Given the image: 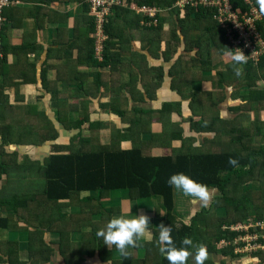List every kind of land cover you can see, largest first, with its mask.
I'll return each mask as SVG.
<instances>
[{
  "label": "crops",
  "instance_id": "0c3cea01",
  "mask_svg": "<svg viewBox=\"0 0 264 264\" xmlns=\"http://www.w3.org/2000/svg\"><path fill=\"white\" fill-rule=\"evenodd\" d=\"M11 1V4L4 9L6 22L3 27L4 46L3 50L1 49L2 57L0 58V165L4 160H7V170L4 169L6 168L5 164L0 168V217L8 218L7 227L1 224L3 222H0V264H11L10 259L30 264L29 241L34 230H38L35 228L46 229L52 220L54 228L65 231L64 219L76 216L85 207L79 203V197L89 195L98 197L99 195L98 190H83L72 202L63 199H59L57 202L51 201L52 203L47 202L46 196L42 192L39 193L46 180L45 171H41L39 165L43 166L54 154L64 153L60 149L69 148L77 137L98 140L103 145H109L112 142L114 144L120 138L117 146L128 150L132 148L131 139L136 129L135 131L131 130L135 127L130 126L126 119L122 120V117L114 112L111 103L112 99L119 97L118 92L111 90V82L129 83L131 77L128 72H120L119 77L110 76L95 96L89 94L87 96L83 90L78 91L83 84L82 75L87 74L88 82L93 83L94 73L101 71V68L93 67L87 60L86 52L89 49V39L94 40L97 56L100 59H103L104 47L110 40L108 35L104 47L98 49L100 46L94 35L96 26L93 30L94 18L89 11L88 0ZM192 7L196 6L186 5L182 8L174 3L170 7H162L163 10L157 15V24L165 18L163 27L166 30L170 26L167 19L172 14H178V17L186 16ZM134 11L142 16L139 20L140 26L130 29L131 50L122 53L121 58L125 62L130 61L132 56L144 54L148 66L150 68L162 67L164 74L154 99L146 97L145 94H131L123 88L125 96L119 98L120 111L129 115L135 107L159 109L165 102L181 101V111L171 115V123L165 121L163 125L162 122L155 120L151 127L152 132L161 135L162 139L167 142L171 140V133L175 132V125H178V128L182 129L183 137L192 140L189 144L195 147L210 145L215 134L197 132L189 122L191 117L196 120L200 118L204 114V110H194L195 107L190 105V102L192 104L191 97L184 98L180 92L172 88L174 76H171L169 71L178 55L186 54L184 43L182 42L174 55L166 53V56L162 54L158 57L152 56L148 51L142 49L141 35L145 26H155L156 24L144 25L142 21L146 17L142 13ZM193 15L194 13L191 12L190 16ZM118 45L119 43L116 42L115 47ZM81 50L84 54L82 58ZM163 50L164 47H162ZM187 54L192 57L196 55L195 50L187 52ZM82 59H85V62ZM229 60L230 54L226 53L217 59L208 70L203 69L200 64H193L189 74L183 80V84H186L187 87L182 93L188 95L191 92H219L223 89L224 98L214 109L212 116H219L228 121L239 118L240 121L238 120L237 124L246 129H256L257 125L254 120H257L260 132L256 134L255 139L262 140L264 143V108L254 111L246 107L250 102L247 90L244 93L241 92L240 95L246 101L244 100L242 105H235L237 100L234 98L240 97L234 91V98H231V86L224 85L222 89L215 86L214 76L218 71L227 68ZM104 73L109 72L106 70ZM157 80L158 78H153L152 82ZM262 81L256 83L258 89H264V80ZM236 83L237 81L231 84L234 87ZM140 85L141 81L137 84V88L141 90ZM141 92L143 93V91ZM246 95L247 97H245ZM140 97L144 100L140 101ZM88 99L90 102L87 103ZM74 101L77 102L74 103ZM84 106H87L86 110L83 109ZM88 110L89 121L79 127V121ZM250 119L253 122L246 124L245 121L249 122ZM2 134L9 139L7 143H4ZM141 138L148 140L150 135L144 133ZM171 144L167 147L154 146L150 154L152 156L170 155L173 147H179L181 142L172 140ZM248 188H251V191H259L262 197L261 199L257 198V203H264V184L258 180L251 181L243 185L244 190ZM219 195L220 191L214 186L184 187L175 184L173 213L179 222L185 224H190L192 217L202 209L207 210V213L214 217L220 218L219 213L227 214V208L225 203H221L222 201L216 202L215 198ZM14 196L19 198L23 196L25 200L23 207L18 206L15 212L13 208L7 206L8 203L4 204L8 198L10 201ZM178 196L180 198L187 196V199L184 200L185 206L178 204ZM238 201L243 208L251 206L247 210L249 215L240 221H231V225L259 220L257 219V209L252 207L257 204L255 205L253 202L255 200L250 192L242 195ZM101 203L103 205L101 211H93L92 220L98 222L105 219L108 224L116 223L114 233L118 236L124 233V229L129 228L136 231V236L130 238L132 242L133 239H137L139 242L149 241L156 231L162 233L164 229L162 198L154 194L140 197L133 188L114 189L107 196L101 198ZM86 208L90 213L92 206L87 205ZM231 219L232 217H229L223 225L229 224ZM75 220L81 221L79 218H75ZM42 230L44 231V240L46 243H50L54 249L51 262L46 264H67L61 253L62 233L55 229ZM91 230L92 225L85 224L81 229H75L70 233L71 240L81 243L83 246L81 264H113V261L118 264H131V256L124 255L120 246L112 250L109 261L102 259L98 251L92 254L88 250L84 238L87 236L86 233L89 234ZM229 240L223 237L216 240V251L209 253V258L214 264H224L223 262L226 264H247V262H253L256 259L252 253H248V257L245 256L242 259L235 256L230 260L223 258L219 247L223 246V241L229 242ZM102 245L104 249L113 247L112 240L107 238L102 239ZM145 256L146 249L143 246L132 249L133 261L141 260ZM188 260L190 264H197L194 251L189 253Z\"/></svg>",
  "mask_w": 264,
  "mask_h": 264
},
{
  "label": "trees",
  "instance_id": "16d2710c",
  "mask_svg": "<svg viewBox=\"0 0 264 264\" xmlns=\"http://www.w3.org/2000/svg\"><path fill=\"white\" fill-rule=\"evenodd\" d=\"M135 1L139 4L147 3L170 7L176 0ZM241 4L245 6L243 1ZM258 6L262 12V19L256 22V26L264 40V1H260ZM191 12L194 13L193 16H190ZM214 12V10L201 6L192 7L186 16L178 17V14H172L167 19L170 22L168 29L165 30L163 27L164 18L155 26H145L141 35L142 49L155 57L160 56V54L163 56L174 55L182 42L187 52L195 50L196 55L193 57L187 52L186 54L180 53L169 74L174 76L172 88L180 92L184 98L191 97L190 100H192L193 105L191 102L190 105L195 107H193L194 110H204V114L200 118L196 120L191 117L189 122L197 132L215 134L212 143L208 146L195 147L189 144L192 140L183 137L182 129H179L178 125H175V132L171 133V140L167 142L162 139L161 135L152 132L151 127L155 120L164 125L165 121H171L173 113L181 111V101L165 102L159 109L135 107L129 115L120 111L119 98L125 96L123 88L131 94H145L146 97L154 99L164 74L162 67L150 68L144 54L132 56L130 61L125 62L121 58L122 53L131 50L129 31L140 26L141 15L129 7L115 6L113 8V12L105 22V32L110 36V40L104 47L103 59L97 56L94 40L89 39V49L87 52L85 51L87 60L93 67L101 68V71L94 73L93 83L88 82L87 74L82 75L83 84L78 91L83 90L87 96L88 94L95 96L110 76H118L122 71L128 72L131 77L129 83L111 82V90L119 94V97L112 99L111 103L114 112L122 117V120L126 119L130 126L135 127L136 132L131 139L132 148L128 150L117 146L120 138L116 142L113 139L114 144L112 142L109 145H103L98 140L77 137L69 148L60 149L64 153L54 154L48 158L43 166L39 165V169L45 171L46 178L45 185L43 189L39 190V193L42 192L46 196L47 202H57L59 199L72 202L83 190L99 191L98 197L92 195L79 197V203L85 207L76 216L64 219L65 231L54 228L52 220H50L51 224L48 228H42L49 231L55 229L62 233L61 253L67 264L82 263L83 246L81 243L73 242L70 233L75 229H81L85 224L92 225V230L89 234L86 233L87 236L84 237L87 248L92 254L98 251L102 259L109 261L112 250L120 246L124 255L131 256V264H190L188 255L193 251L196 253L197 264H214L209 258V253L216 251L217 239L222 237L230 239L229 242L223 241V246L219 247L223 258L229 260L234 256L241 258L247 256L248 253L244 250L247 242L255 245H258L259 241L262 242L259 239L250 241L240 239L238 242L236 238L252 232V229L233 230L230 228L231 221L237 222L249 215L247 210L251 206L243 208L238 201L242 195L249 192L255 200L253 201L255 205L257 204L252 206L257 209V219H264V203H257V198L261 199L262 197L260 192L251 191V188L243 189V185L251 181L258 180L264 184V143L262 140L255 139L256 134L260 132V126L257 124V120H254L257 128L246 129L237 124L239 118L228 121L212 115L214 109L224 98L223 86H231V83L240 77H243V83H247L246 89L250 95V102L246 107L254 111L264 108V89L256 87L258 80H264V50L258 61L251 58L249 53L244 57L235 54V50L226 36V31L215 19ZM93 18L92 29L95 30V17L93 16ZM116 42L119 43L117 47H115ZM162 47H164L163 51ZM226 53L230 54L227 68L218 71L214 76L215 86L222 89L219 91L220 93L216 91L191 92L188 95L182 93L187 87L186 84H183V80L189 74L193 64H200L203 69L208 70L217 59ZM80 56L81 58L84 57L82 50ZM206 56L210 60H207ZM82 60L85 62V59ZM106 70L109 73H104ZM249 76H252L253 79L248 80ZM153 78H158V80L152 82ZM140 81L141 90L137 88ZM139 99L140 101L144 100L142 97ZM86 102H90V99ZM63 105L66 104L63 103ZM89 119L88 113L83 114L82 120L79 121V127ZM144 133L150 135L148 140L141 138ZM2 137L4 143L9 141L4 134ZM172 140H179L181 145L173 147L170 155L152 156L150 154L154 146H171ZM78 141L79 143H77ZM3 164L6 167L7 160L3 161L0 168L3 167ZM4 169L7 170V167ZM175 184L184 187H217L220 195L215 198L216 202H224L227 208V216L232 217L229 224H226L227 227L225 228L223 223L229 217H214L204 209L192 217L190 224L179 222L173 213ZM120 188H133L140 197L154 194L162 198L161 207L164 210L163 220L165 222L162 233L156 231L153 238L146 242H139L137 239H133L132 242L130 238L136 236V231L129 228L124 229V233L118 236L114 233L116 223L108 224L105 219L98 222L92 220V212L101 211L103 206L101 198L107 196L111 190ZM8 199L4 204L8 203L7 206L13 208L14 212L18 206L23 207L25 202L23 196L22 198L14 196L10 201ZM87 205L92 206L90 213L86 208ZM75 218H79L81 221L77 222ZM0 222H3L1 224L7 227L8 218L0 217ZM200 226H202L201 229ZM39 228H35L38 230H34L29 241L30 264L49 263L54 254V249L50 243H46L44 240V231L39 230ZM103 238L111 239L113 247L104 249ZM139 246L146 249V256L141 260L133 261L132 249ZM250 249L256 259L253 262H247V264H264V246ZM10 263L24 264V262L13 261L12 259H10ZM113 264L118 263L113 261Z\"/></svg>",
  "mask_w": 264,
  "mask_h": 264
},
{
  "label": "built area",
  "instance_id": "2783aa9c",
  "mask_svg": "<svg viewBox=\"0 0 264 264\" xmlns=\"http://www.w3.org/2000/svg\"><path fill=\"white\" fill-rule=\"evenodd\" d=\"M241 1L245 3L242 6ZM11 0H0V58L2 57V31L6 22L4 9L11 4ZM248 0H176L175 4L180 7L203 6L213 9L215 19L225 29L226 36L235 50V54L244 57L249 53L250 57L258 61L259 56L264 50V40L257 29V21L262 19V12L257 6H247ZM89 11L95 17L96 30L95 37L100 47H104L108 34L105 32V22L107 17L113 12L115 6L129 7L142 13L146 18L142 21L144 25L157 24L158 13L163 10L162 7L147 3H137L135 0H88ZM247 56V58H250ZM225 228L227 226H224ZM231 229H252V232L246 233L240 239L262 240L258 245L247 242L245 248H256L264 246V219L257 221H245L230 225ZM256 246V247H255ZM244 248V250H245Z\"/></svg>",
  "mask_w": 264,
  "mask_h": 264
},
{
  "label": "rangeland",
  "instance_id": "374dc122",
  "mask_svg": "<svg viewBox=\"0 0 264 264\" xmlns=\"http://www.w3.org/2000/svg\"><path fill=\"white\" fill-rule=\"evenodd\" d=\"M262 2V1H264V0H248V3H247V6H249V5H253V6H257L258 8H259V6H258V3L259 2ZM95 33V32H94ZM93 33V34H94ZM206 59L207 60H210V58L208 57V56H206ZM253 78H251L250 76L248 77V80H252ZM237 81V83L235 84V86L233 87V85L231 84V87L230 86H228V87H230L231 88V92H230V95H231V98L233 97V95H234V91H236L237 93H238V95H239V97L240 98H234V99H236L237 100V102H236V104L235 105H242V103L243 102H245L246 100L244 99V98H241V92L242 93H244V92H246V85H247V83H243L242 81H243V77H240V78H238L237 80H235V81H233L232 83H234V82H236ZM241 82V83H240ZM258 82H263L262 80H258L257 81V83ZM108 85V84H107ZM233 92V93H232ZM240 93V94H239ZM245 97H247V95L245 96ZM245 100V101H244ZM77 101H74V103H76ZM80 103H82V101H80ZM95 104V103H94ZM232 105H233V103H232ZM87 107V106H86ZM85 106L83 107V109H85L86 108ZM92 107V106H91ZM91 107H90V109H91ZM94 107V106H93ZM86 110V109H85ZM87 113H88V115H90V113H89V110L87 111ZM90 117V116H89ZM251 122H253V120H251L250 119V121L248 122V121H245V123L246 124H250ZM132 131H135V128H133V129H131ZM128 131H130V130H128ZM258 183V182H257ZM187 199V196L186 197H181L180 198V196H178L177 197V201H178V204L180 205V206H185L184 204H186L185 202H184V200H186ZM221 203H224V202H221ZM224 213L223 212H221V213H219V215L221 216V217H230V216H227L228 214H225V215H223ZM201 229V228H200ZM251 251V249L249 248V247H247V248H245V252H247V253H251L250 252ZM248 255L249 254H247V257H248ZM239 259L241 258V257H238ZM243 258V257H242ZM241 258V259H242ZM241 264V263H240Z\"/></svg>",
  "mask_w": 264,
  "mask_h": 264
}]
</instances>
